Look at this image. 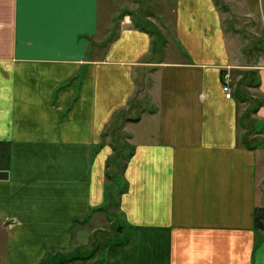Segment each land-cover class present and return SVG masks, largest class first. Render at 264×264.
<instances>
[{"label": "crops", "instance_id": "1", "mask_svg": "<svg viewBox=\"0 0 264 264\" xmlns=\"http://www.w3.org/2000/svg\"><path fill=\"white\" fill-rule=\"evenodd\" d=\"M120 1L0 0V264L86 247L121 128V238L65 264H264V45L216 0H156V50Z\"/></svg>", "mask_w": 264, "mask_h": 264}, {"label": "rangeland", "instance_id": "2", "mask_svg": "<svg viewBox=\"0 0 264 264\" xmlns=\"http://www.w3.org/2000/svg\"><path fill=\"white\" fill-rule=\"evenodd\" d=\"M155 1L156 0H126L125 3L130 6V15L132 21L143 24L146 28L151 29L155 33L154 38H156V35H158L154 48H156V50H158V48L162 50L164 46L163 33H165V31L160 24L162 21L159 18L158 12L155 11L154 7L158 5V2ZM113 3L117 5L116 7L118 10H120V7L124 6L122 4L123 2H121L120 0H113ZM216 3L218 4L221 12H223L224 14L223 20L227 33H229V31L233 32V35L237 38V42L242 46L241 50L245 52V57H247L248 55L247 52L249 51L250 46L260 47L264 45V29L261 21H259L258 18L255 19L251 16H246L244 14V10L242 12V0H216ZM257 39H260V41H262L260 43L257 42L256 44ZM138 110V104L134 105V102H131L128 109L123 110L120 113V116H122V121L125 119H128L130 121L134 120V118L137 117ZM109 130L110 129L105 132V135H108L110 140H114L119 153L116 160L113 158L116 166L113 167V169L111 168V171L109 170L111 176L113 175L110 179L111 181L108 182L110 190H113V202L111 204H108L106 195V199H104V202L101 205L104 207L108 206V210L105 211L104 207H102L101 209L100 205L96 210H99L103 217L100 216L99 219L93 223L92 221H89L87 223L88 229H86V232H89V228L92 227L95 229V231H93L92 233L90 232V239L84 249H72L66 255L69 256L68 258L70 259H66L64 257V254H60L57 251L50 252L48 264H65L66 262H68V260L79 257L78 254L80 253H88L90 249L95 245L111 244L114 241L117 242L121 238L115 228H117V224L121 223L118 201L120 192L125 187L123 167L125 159L128 155L127 153L129 151V148L122 128L119 131L116 130V132H112L111 130ZM85 237L86 236L84 235V241L86 240Z\"/></svg>", "mask_w": 264, "mask_h": 264}, {"label": "built area", "instance_id": "3", "mask_svg": "<svg viewBox=\"0 0 264 264\" xmlns=\"http://www.w3.org/2000/svg\"><path fill=\"white\" fill-rule=\"evenodd\" d=\"M221 87L226 97L232 95V79L228 71L224 72L222 75Z\"/></svg>", "mask_w": 264, "mask_h": 264}, {"label": "trees", "instance_id": "4", "mask_svg": "<svg viewBox=\"0 0 264 264\" xmlns=\"http://www.w3.org/2000/svg\"><path fill=\"white\" fill-rule=\"evenodd\" d=\"M148 29V28H147ZM148 31L150 32V33H152L153 35H155V33L151 30V29H148ZM157 36L158 35H156V38L154 39V41H153V46L155 45V43H156V40H157ZM106 175H107V178H108V180H110L111 178H112V176H111V173H110V171L108 172L107 171V173H106ZM111 181V180H110ZM108 193L106 194L107 195V201H108V204H111L112 203V195H113V193H112V191L110 190V188L108 187ZM101 209H102V207H101ZM77 258V257H76ZM76 258H74V259H76ZM66 259H70V258H66ZM73 260V259H72ZM68 261H70V260H68Z\"/></svg>", "mask_w": 264, "mask_h": 264}]
</instances>
